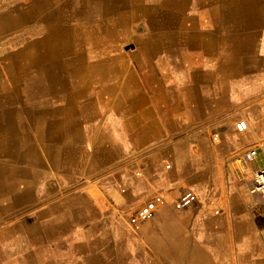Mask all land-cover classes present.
<instances>
[{
	"label": "crops",
	"instance_id": "1",
	"mask_svg": "<svg viewBox=\"0 0 264 264\" xmlns=\"http://www.w3.org/2000/svg\"><path fill=\"white\" fill-rule=\"evenodd\" d=\"M121 1L0 0V36L24 50L0 60V264H264V199L206 195L256 144L236 123L264 125V0ZM88 29L99 37L87 67L32 70L61 86L4 100L26 74L12 61L40 41L82 45ZM107 60L112 69L90 67ZM137 167L134 192H104ZM180 186L197 196L185 211L174 209ZM155 192L166 205L132 232L121 212Z\"/></svg>",
	"mask_w": 264,
	"mask_h": 264
},
{
	"label": "bare ground",
	"instance_id": "2",
	"mask_svg": "<svg viewBox=\"0 0 264 264\" xmlns=\"http://www.w3.org/2000/svg\"><path fill=\"white\" fill-rule=\"evenodd\" d=\"M19 1V0H18ZM53 1V0H52ZM115 1V0H114ZM123 1V0H122ZM121 1V2H122ZM137 1V0H136ZM162 1V0H161ZM207 1V0H206ZM238 1V0H237ZM259 1V0H258ZM99 2V1H98ZM178 3V1H176ZM211 2V1H210ZM241 2V1H240ZM239 2V3H240ZM30 3V2H29ZM260 3V2H259ZM23 4V3H22ZM21 4V5H22ZM27 4V3H26ZM101 4V3H100ZM145 5V4H144ZM204 5V4H203ZM238 5V4H237ZM87 6V4H86ZM96 6V5H95ZM177 6V5H176ZM182 6V5H181ZM101 7V6H100ZM108 7V5H107ZM113 7V5H112ZM120 7V6H119ZM144 7V6H143ZM230 7V6H229ZM236 7V6H235ZM2 8V6H0V9ZM6 7H4L5 9ZM69 8V7H68ZM129 8V6H128ZM146 8V7H145ZM240 8V7H239ZM1 9V10H4ZM9 9V7H8ZM117 10V8H115ZM114 9V10H115ZM127 9V8H126ZM142 9V8H141ZM188 9V8H187ZM241 9V8H240ZM53 10V9H52ZM63 10V9H62ZM69 10V9H68ZM100 10V9H99ZM115 10V12H116ZM247 10V9H246ZM54 11V10H53ZM52 11V12H53ZM94 11V10H93ZM118 11V10H117ZM132 11V10H131ZM139 11V10H138ZM158 11V10H157ZM186 11V10H185ZM229 11V9H228ZM240 11V10H239ZM51 12V11H50ZM51 12V13H52ZM71 12V11H70ZM111 12V11H110ZM141 12V11H140ZM220 12V11H219ZM237 12V11H236ZM167 13V12H166ZM2 14H4L3 11H0V16H2ZM106 14V13H105ZM123 14V13H122ZM135 14V13H134ZM143 14V13H142ZM248 14V12H247ZM99 15V14H98ZM119 15V14H118ZM175 15V14H174ZM233 15V14H232ZM231 15V16H232ZM97 16V15H96ZM107 16V15H105ZM159 16V15H158ZM49 17V16H48ZM100 17V15H99ZM98 17V18H99ZM125 17V16H124ZM248 17V16H247ZM31 18V17H30ZM71 18V17H70ZM102 18V17H101ZM147 18V17H146ZM155 18V17H154ZM186 18V17H185ZM212 18V17H211ZM47 19V17H46ZM94 19V18H93ZM112 19V18H111ZM142 19V18H141ZM158 19V18H157ZM156 19V21H157ZM71 20V19H70ZM86 20V19H85ZM100 20V19H99ZM106 20V19H105ZM110 20V19H109ZM118 20V19H117ZM244 20V19H243ZM242 20V21H243ZM73 21V20H72ZM87 21V20H86ZM113 21V20H112ZM111 21V22H112ZM135 21V19H134ZM231 21V20H230ZM31 22V21H30ZM49 22V21H48ZM109 22V21H108ZM107 22V23H108ZM146 22V21H145ZM72 23V22H71ZM70 23V24H71ZM76 23V22H75ZM94 23V22H93ZM133 23V22H132ZM157 23V22H156ZM174 23V22H173ZM192 23V22H191ZM231 23V22H230ZM41 24V23H40ZM59 24V23H58ZM114 24V22H113ZM122 24V23H121ZM221 24V22H220ZM249 24V23H248ZM60 25V24H59ZM69 25V24H68ZM72 25V24H71ZM93 25V24H92ZM109 25V24H108ZM107 25V26H108ZM111 25V24H110ZM116 25V24H115ZM139 25V24H138ZM192 25V24H191ZM212 25V24H211ZM114 26V25H113ZM248 26V25H247ZM37 27V26H36ZM41 27V26H40ZM90 27V26H89ZM109 27V26H108ZM115 27V26H114ZM157 27V26H156ZM172 27V26H170ZM186 27V26H185ZM16 28V26H15ZM54 28V27H52ZM135 28V27H134ZM0 29H2L0 27ZM35 29V28H34ZM40 29V28H39ZM38 29V30H39ZM46 29V28H45ZM120 29V28H118ZM141 29V28H140ZM32 30V29H31ZM54 30V29H53ZM57 30V29H56ZM103 30V29H102ZM125 30V29H124ZM167 30V29H166ZM88 33L86 35L85 40L83 41L84 43L82 45H77L75 43L72 42H51V43H47L45 45L41 44V41L39 43H35V45H33L31 48L32 50L30 51V54L28 56H26L25 58H21V60H14L12 61V63H10V71L14 73V71H18V70H23L25 71L26 74H24V76H17L14 74V76L12 77V88L9 90V92H7L6 95H9L10 98H4V100L10 99L11 101H19V102H25L28 101V96L29 94H35L37 92V89L41 86L43 88H50L51 86L54 88L56 85H60L61 83L58 84L57 82H52L50 83L48 81V76H40V77H29L27 73H30L32 70H42V71H46V70H51V71H61V70H70V69H82L88 66V63H90L91 61H89L88 59V55L91 54L93 52V50H90L91 44L93 45L94 42L97 43L98 41L95 40V38H97V36L99 37V35L97 34V32L94 34L95 30H87ZM164 31V30H163ZM170 31V30H169ZM10 32V31H9ZM124 32V31H123ZM43 33V31L41 32ZM2 34V31H0V35ZM38 34V33H37ZM62 34V31L60 30L58 37H64ZM104 34V33H103ZM166 34V33H165ZM15 35V34H14ZM13 35V37H14ZM39 35V34H38ZM29 36V35H28ZM12 37V38H13ZM35 37V36H33ZM43 37L45 38L46 36L43 35ZM175 37V36H174ZM22 38V37H21ZM24 38V37H23ZM41 38V37H40ZM49 38V37H48ZM120 38V37H119ZM126 38V37H125ZM173 38V37H172ZM2 38H0L1 40ZM15 39V38H14ZM26 39V38H25ZM46 39V38H45ZM161 39V38H159ZM42 40V39H41ZM139 40V39H137ZM162 40V39H161ZM47 41V40H44ZM43 42V41H42ZM24 44V43H23ZM148 45V44H147ZM2 46V45H1ZM22 46V45H21ZM84 47V56L77 59V60H66L64 58V56L70 52V50L73 47ZM140 46V45H139ZM12 47V46H11ZM147 48V47H146ZM258 48V47H257ZM11 51V50H10ZM155 51V50H154ZM259 51V50H258ZM6 52V51H5ZM4 52V53H5ZM24 52V50H18L15 53H22ZM44 52V53H43ZM43 53V54H42ZM42 54V55H41ZM232 54V53H231ZM256 54V53H255ZM150 55V54H149ZM6 56V55H5ZM33 57V59H32ZM140 57V56H139ZM138 57V58H139ZM8 58V57H7ZM229 58V57H228ZM3 59V58H1ZM0 59V60H1ZM140 59V58H139ZM11 60V59H10ZM8 61V60H7ZM2 62V61H1ZM9 63V62H8ZM1 64V63H0ZM5 64V63H3ZM96 66H90L91 68L94 69H112V65H109V61H103L102 63H96ZM2 68V67H1ZM21 70V71H22ZM127 70V69H126ZM262 72V71H261ZM24 73V72H23ZM77 73V72H76ZM78 75V74H77ZM60 78V77H59ZM52 79L54 80V78L52 77ZM79 79V78H78ZM69 80V79H68ZM262 80H264V78L262 77ZM63 84V83H62ZM10 87V86H9ZM56 88V87H55ZM55 91V90H54ZM48 93H52V91L50 90H45L41 95L43 96V99L47 98V94ZM40 99V98H39ZM48 99V98H47ZM2 100V101H4ZM55 100V99H54ZM55 102V101H54ZM17 104V103H16ZM29 105V103L27 104ZM17 106V105H16ZM20 106V105H19ZM24 107V106H23ZM29 107V106H28ZM21 108V107H20ZM19 109V108H18ZM15 110V109H14ZM10 112V111H9ZM17 112V111H16ZM56 113V112H54ZM59 116V115H58ZM52 117V116H51ZM49 119V118H48ZM10 165V164H9ZM8 172V171H7ZM10 172V171H9ZM16 175V174H15ZM6 180V179H5ZM7 182V181H5ZM4 185V184H3ZM2 188V186H1ZM5 190V189H4ZM25 190V189H24ZM8 192V191H7ZM3 193V192H2ZM21 194V193H20ZM29 195V194H28ZM5 196V195H4ZM2 197V196H1ZM2 200V199H1ZM18 200V199H17Z\"/></svg>",
	"mask_w": 264,
	"mask_h": 264
},
{
	"label": "rangeland",
	"instance_id": "3",
	"mask_svg": "<svg viewBox=\"0 0 264 264\" xmlns=\"http://www.w3.org/2000/svg\"><path fill=\"white\" fill-rule=\"evenodd\" d=\"M1 9H4L2 7ZM0 11H3L1 10ZM0 40V59L5 57V55L10 54V53H15L16 51L19 50V44H12L11 42H8V38L1 37ZM2 45V46H1ZM12 46V47H11ZM11 50V51H10ZM6 51V52H5ZM5 52V53H4ZM241 139L242 142L244 143H256L255 145L253 144L251 147H249L247 150L251 148H260L264 145V125L261 128V130L255 129V128H249V130L245 133H238L236 132ZM218 134H214L212 141L214 143H221L220 137L218 136L217 140H214V137ZM245 150L240 156L232 159L231 161L233 162H228V166H223V172H218L217 176H219L220 181L217 183V180H214V183L211 186L210 191L206 194L207 195V200H261L260 197L253 196L251 194V190L254 188V180H253V175L255 171H250L249 167L251 165H247L244 163L243 160V155L247 151ZM164 170L166 171H171V169H166V166L171 165V161L169 159H165L162 161ZM258 165L263 168L264 167V161L262 159V156L260 155L259 160H258ZM257 167V164L254 165ZM141 171L143 173V177L140 179H137L135 177V173ZM257 171V170H256ZM145 173L143 172L141 167L133 168L132 172L130 173L128 178H130L134 185L136 182H139L144 179ZM183 177H188L190 174L188 173H183ZM117 178L113 183L121 180ZM91 185V191L93 195L96 194L95 192V186L94 184ZM178 194H184L185 192H194L193 189L187 187V186H180ZM135 190V186H134ZM133 190V192H134ZM174 190V189H173ZM195 193V192H194ZM131 194V193H130ZM134 196V195H133ZM119 200H121L123 197L120 195L117 196ZM147 197V196H146ZM145 197V198H146Z\"/></svg>",
	"mask_w": 264,
	"mask_h": 264
},
{
	"label": "built area",
	"instance_id": "4",
	"mask_svg": "<svg viewBox=\"0 0 264 264\" xmlns=\"http://www.w3.org/2000/svg\"><path fill=\"white\" fill-rule=\"evenodd\" d=\"M261 113L264 118V106L262 107ZM235 129L238 133H245L249 130V124L245 120H240L236 123ZM217 139L218 135L214 137V140ZM260 155L264 161V145L260 148H251L246 151L243 155L244 163L247 165L256 163L258 162ZM166 169H171V165L166 166ZM135 177L140 179L143 177V173L141 171L136 172ZM253 180L254 188L251 190V194L259 195L264 199V167L259 168L254 172ZM133 186V181L126 177L112 185L107 186L104 192L110 193L116 190L118 195L125 197L133 192ZM143 200V203H141L137 208L121 212V216L126 221L130 230H132L134 233L139 232L144 224L153 220L158 211L166 205V196L161 192L152 193ZM196 201L197 196L194 192H185L178 199V201L174 203V209L176 211H185L189 209Z\"/></svg>",
	"mask_w": 264,
	"mask_h": 264
}]
</instances>
